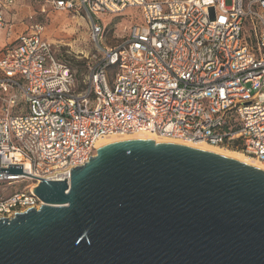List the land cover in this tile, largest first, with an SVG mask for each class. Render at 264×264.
I'll return each mask as SVG.
<instances>
[{"label":"built area","instance_id":"obj_1","mask_svg":"<svg viewBox=\"0 0 264 264\" xmlns=\"http://www.w3.org/2000/svg\"><path fill=\"white\" fill-rule=\"evenodd\" d=\"M46 1L88 19L93 52L72 67L37 23L5 49L1 169L23 165V174L70 183L99 141L140 132L264 163V0ZM128 10L137 20L109 47L104 17ZM23 174L0 173V219L44 205L40 180Z\"/></svg>","mask_w":264,"mask_h":264},{"label":"water","instance_id":"obj_2","mask_svg":"<svg viewBox=\"0 0 264 264\" xmlns=\"http://www.w3.org/2000/svg\"><path fill=\"white\" fill-rule=\"evenodd\" d=\"M39 209L0 219V264H264V169L170 140L100 143Z\"/></svg>","mask_w":264,"mask_h":264},{"label":"rangeland","instance_id":"obj_3","mask_svg":"<svg viewBox=\"0 0 264 264\" xmlns=\"http://www.w3.org/2000/svg\"><path fill=\"white\" fill-rule=\"evenodd\" d=\"M8 1L0 0V58L11 43L21 35L30 34V27L37 23L44 28L43 38L56 46L59 58L71 62L72 67H82L75 57H81V52L85 55L93 52L88 19L83 14L55 11L46 0H13V4ZM230 4L231 0H227V5ZM137 17L138 12L134 10L105 16L106 44L111 47L120 43L125 27L135 22ZM228 149L242 152L236 148ZM23 185L21 182L8 189L13 192Z\"/></svg>","mask_w":264,"mask_h":264},{"label":"bare ground","instance_id":"obj_4","mask_svg":"<svg viewBox=\"0 0 264 264\" xmlns=\"http://www.w3.org/2000/svg\"><path fill=\"white\" fill-rule=\"evenodd\" d=\"M122 138H150V139L165 140V139H163V138H161V137H159V136H157V135H155L153 133L140 132V133H138L137 135H134V136H114V137L104 138L101 141H99L98 145L100 143H102V142H105V141L122 139ZM175 142H180V143H184V144H189V145H193V146L206 148V149H209V150L221 153V154L228 155L230 157L236 158V159L241 160L243 162H246L248 164H251V165H254V166H257L259 168L264 169V163L259 162L258 160L254 159V158H251V157H249V156H247L244 153L239 152V151L229 150L228 148H225V147L222 148V147L212 146V145H210V144H208L206 142H203V141L197 142V143H194V144L185 143V142H181V141H175Z\"/></svg>","mask_w":264,"mask_h":264},{"label":"trees","instance_id":"obj_5","mask_svg":"<svg viewBox=\"0 0 264 264\" xmlns=\"http://www.w3.org/2000/svg\"><path fill=\"white\" fill-rule=\"evenodd\" d=\"M131 23H134L133 21Z\"/></svg>","mask_w":264,"mask_h":264}]
</instances>
